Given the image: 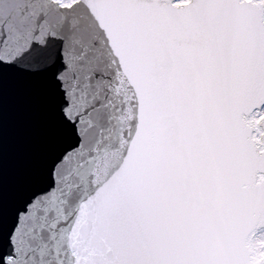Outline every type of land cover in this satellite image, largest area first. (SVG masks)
<instances>
[{"label":"snow or ice","instance_id":"6c2138e0","mask_svg":"<svg viewBox=\"0 0 264 264\" xmlns=\"http://www.w3.org/2000/svg\"><path fill=\"white\" fill-rule=\"evenodd\" d=\"M0 264H264V0H0Z\"/></svg>","mask_w":264,"mask_h":264},{"label":"water","instance_id":"95a60500","mask_svg":"<svg viewBox=\"0 0 264 264\" xmlns=\"http://www.w3.org/2000/svg\"><path fill=\"white\" fill-rule=\"evenodd\" d=\"M39 140V122L29 102L23 98L10 101L5 124V141L10 159L25 162L38 147Z\"/></svg>","mask_w":264,"mask_h":264}]
</instances>
